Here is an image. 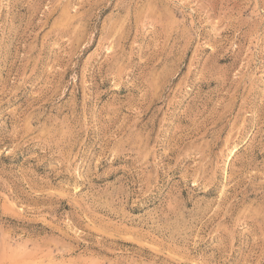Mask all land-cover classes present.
Returning a JSON list of instances; mask_svg holds the SVG:
<instances>
[{"label": "rangeland", "instance_id": "374dc122", "mask_svg": "<svg viewBox=\"0 0 264 264\" xmlns=\"http://www.w3.org/2000/svg\"><path fill=\"white\" fill-rule=\"evenodd\" d=\"M0 264H264V0H0Z\"/></svg>", "mask_w": 264, "mask_h": 264}]
</instances>
